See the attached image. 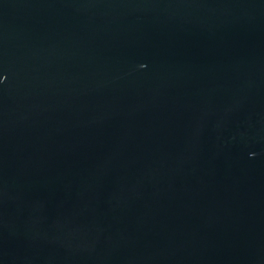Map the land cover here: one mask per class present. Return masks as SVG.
<instances>
[{
    "label": "water",
    "instance_id": "1",
    "mask_svg": "<svg viewBox=\"0 0 264 264\" xmlns=\"http://www.w3.org/2000/svg\"><path fill=\"white\" fill-rule=\"evenodd\" d=\"M0 264H264V0H0Z\"/></svg>",
    "mask_w": 264,
    "mask_h": 264
}]
</instances>
